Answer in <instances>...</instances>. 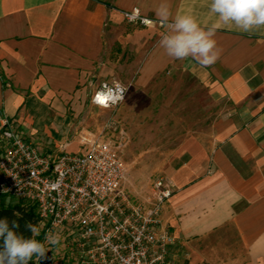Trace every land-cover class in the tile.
<instances>
[{
  "label": "crops",
  "instance_id": "0c3cea01",
  "mask_svg": "<svg viewBox=\"0 0 264 264\" xmlns=\"http://www.w3.org/2000/svg\"><path fill=\"white\" fill-rule=\"evenodd\" d=\"M160 3L0 0V116L43 151L80 152L76 121L88 126L85 109L100 82H120L127 92L114 120L178 126L162 130L169 138L154 148L171 184L161 219L174 258L264 264V27L221 24L220 58L203 67L166 54L163 25L126 24L122 11L133 7L160 21ZM168 3L173 17L219 22L211 0Z\"/></svg>",
  "mask_w": 264,
  "mask_h": 264
},
{
  "label": "built area",
  "instance_id": "2783aa9c",
  "mask_svg": "<svg viewBox=\"0 0 264 264\" xmlns=\"http://www.w3.org/2000/svg\"><path fill=\"white\" fill-rule=\"evenodd\" d=\"M122 14L128 25L154 24L137 8ZM117 83L121 84L102 81L91 103L104 108L94 102L97 90ZM80 139V152L63 146L56 152L43 151L0 116V195L35 205L42 243L49 234H60L64 250L57 264H182L170 253L174 238L161 219L170 182L159 177L150 195L134 199L123 188L126 168L120 143L99 137ZM43 258L50 263L46 254ZM40 259L34 257L31 264H39Z\"/></svg>",
  "mask_w": 264,
  "mask_h": 264
},
{
  "label": "clouds",
  "instance_id": "9594fccd",
  "mask_svg": "<svg viewBox=\"0 0 264 264\" xmlns=\"http://www.w3.org/2000/svg\"><path fill=\"white\" fill-rule=\"evenodd\" d=\"M210 11L218 16V23L202 27L197 18L189 13L173 17L168 0H161L156 14L161 25L168 31L162 34L160 46L166 54L177 60L191 57L203 67H211L220 58L221 49L215 39L221 24H234L244 32L264 27V0H211ZM127 90L117 83L114 87L104 84L94 97V102L108 108L123 101ZM9 227L7 220H0V264H29L33 256L43 258L49 249L47 244L56 245L61 241L59 233L49 234L45 242L34 237L24 238ZM31 232L38 229L28 225Z\"/></svg>",
  "mask_w": 264,
  "mask_h": 264
},
{
  "label": "rangeland",
  "instance_id": "374dc122",
  "mask_svg": "<svg viewBox=\"0 0 264 264\" xmlns=\"http://www.w3.org/2000/svg\"><path fill=\"white\" fill-rule=\"evenodd\" d=\"M150 19L153 20L154 24L157 23L161 24L160 21H157L152 18ZM132 26H140V25H132ZM105 81H111V80H105ZM95 106L96 105L93 106L92 104V106H89L87 107V109H85V114L88 116V118H90L89 122L87 123L88 126L82 124L83 121L81 120V118H79L76 121L80 131L78 133V138L80 143L82 144L80 136H86L87 138L99 137V138H103L104 140L106 139L111 141L112 144L114 143L117 144L119 142L120 143L119 154L126 168V180L124 182L123 188L129 194V196H131L134 199L146 198L148 195L151 194L154 180L159 177H163L159 175L157 171V164L160 162L159 157L161 153L155 152L154 148L162 144L163 140L165 142L169 138L167 136L168 135L167 131H165L164 133L165 135H163L162 130H167V129L176 130L178 126L174 121L169 120L168 118H166L165 120H160V119H156V120L153 119L146 121L135 120L130 122L128 120H124L120 122L118 120H114L116 115L115 108L117 106L113 108L114 110L109 109L107 110V112H100L97 109L98 106L96 107ZM106 124H109L107 128L105 127ZM82 126H84L83 128L85 129L81 133V130H83L81 129ZM173 138L175 139V137ZM164 179L168 181L166 178ZM171 194L172 191L170 187L169 198L171 197ZM18 201L19 199L10 195L0 196V205H13ZM37 229L39 233L40 227ZM46 247L49 249V251L46 252V256L50 259V263L48 264H52V263L57 264V262L62 261L63 258L62 254L64 249L61 244H56V245L47 244ZM170 253L172 255V252ZM173 259L175 260L176 263H179L174 258V256Z\"/></svg>",
  "mask_w": 264,
  "mask_h": 264
},
{
  "label": "trees",
  "instance_id": "16d2710c",
  "mask_svg": "<svg viewBox=\"0 0 264 264\" xmlns=\"http://www.w3.org/2000/svg\"><path fill=\"white\" fill-rule=\"evenodd\" d=\"M0 220H7L10 228H12L13 222H15L18 227L13 230L24 238L34 237L40 242L43 240V231H39L35 235L28 227V225H33L39 228L40 221L35 205L29 201L19 200L13 205H0ZM32 260L29 261V264H31Z\"/></svg>",
  "mask_w": 264,
  "mask_h": 264
},
{
  "label": "water",
  "instance_id": "95a60500",
  "mask_svg": "<svg viewBox=\"0 0 264 264\" xmlns=\"http://www.w3.org/2000/svg\"><path fill=\"white\" fill-rule=\"evenodd\" d=\"M39 264H48V261L44 258L40 259Z\"/></svg>",
  "mask_w": 264,
  "mask_h": 264
}]
</instances>
